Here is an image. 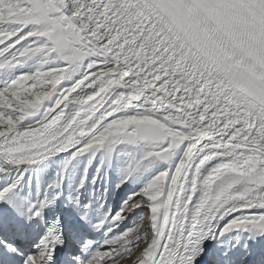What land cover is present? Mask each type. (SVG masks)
<instances>
[{
    "label": "snow or ice",
    "instance_id": "obj_1",
    "mask_svg": "<svg viewBox=\"0 0 264 264\" xmlns=\"http://www.w3.org/2000/svg\"><path fill=\"white\" fill-rule=\"evenodd\" d=\"M0 264H264V0H0Z\"/></svg>",
    "mask_w": 264,
    "mask_h": 264
}]
</instances>
